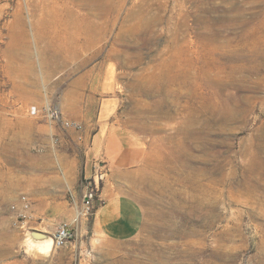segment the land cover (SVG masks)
Returning <instances> with one entry per match:
<instances>
[{"label": "rangeland", "instance_id": "rangeland-1", "mask_svg": "<svg viewBox=\"0 0 264 264\" xmlns=\"http://www.w3.org/2000/svg\"><path fill=\"white\" fill-rule=\"evenodd\" d=\"M35 1L0 0V264H264V0H101L89 29L65 16L79 0ZM97 162L141 206L125 243L75 221Z\"/></svg>", "mask_w": 264, "mask_h": 264}, {"label": "crops", "instance_id": "crops-1", "mask_svg": "<svg viewBox=\"0 0 264 264\" xmlns=\"http://www.w3.org/2000/svg\"><path fill=\"white\" fill-rule=\"evenodd\" d=\"M111 144L115 145L110 140L106 141L101 135L96 136L89 150L91 159L105 157L111 152V148L114 147ZM120 154L122 161L132 160V153L129 150L122 151ZM127 155L131 158L127 159ZM113 170L114 177L119 175L122 177L123 175L121 174L128 172L117 168L115 165ZM118 173L119 175H117ZM110 183L102 187L101 198L96 202L92 216V228L102 234L105 239L121 244L133 239L138 233L142 209L137 199L130 192L118 187L113 189Z\"/></svg>", "mask_w": 264, "mask_h": 264}, {"label": "built area", "instance_id": "built-area-1", "mask_svg": "<svg viewBox=\"0 0 264 264\" xmlns=\"http://www.w3.org/2000/svg\"><path fill=\"white\" fill-rule=\"evenodd\" d=\"M37 106L30 105L26 108V113L29 116H37L41 113L52 126H61L63 128L80 129V124L65 119L61 112L49 105L42 108L39 112ZM107 171L105 164L97 162L93 165L92 173L89 177L84 178L81 190V206L76 210L78 215L75 216V221L82 218H88L94 213L96 202L100 200L102 184L106 178ZM15 209V206H12ZM29 209V202L26 197L20 198V211L25 212ZM21 215V214H20ZM74 236V232L67 225H62L58 228L53 237L54 247L60 248L65 246Z\"/></svg>", "mask_w": 264, "mask_h": 264}, {"label": "bare ground", "instance_id": "bare-ground-1", "mask_svg": "<svg viewBox=\"0 0 264 264\" xmlns=\"http://www.w3.org/2000/svg\"><path fill=\"white\" fill-rule=\"evenodd\" d=\"M79 1L80 2L77 6L79 8L80 7L83 8L84 12L81 14H78V15H76L77 12L73 9L74 5L67 6L68 2H66L67 4L63 5V6H65L64 8L66 9L65 10V12H66L65 16H67L68 18H71L70 20L74 25L81 24L83 27H85L84 29H89L93 25V22L91 19L92 15L97 16L99 18H104L108 14V12L103 8V4H102L101 0H79ZM96 1H98L97 6L95 5ZM35 2H37V1H35ZM38 2L41 3V0ZM38 8L40 9L39 11H41L40 14H42L43 10L40 8V6H38ZM72 16H74V17H72ZM149 20L151 21V19H148V21ZM86 44L89 45L88 43H86ZM169 67H170V65H169ZM159 76L164 77V76H166V74H164L163 72H160ZM176 77L177 76H174L173 79L174 78L176 79ZM183 84L186 85V83H183ZM148 93H150V92L148 91ZM164 113H167V112H164ZM197 121L198 120L193 119V122H197ZM190 134H191V136H190ZM195 136H197V138H198V132L197 131H194L193 133H191L189 131V137L190 138L192 137L193 139H195ZM257 152H258V150L255 151V153H257ZM254 166L259 171V173L264 171V162H260V163L255 162ZM215 183H216V181H215ZM76 215H78V213H76ZM32 246L34 248L36 247L34 252H36L37 254L44 255V256L49 255L54 250L53 237L48 236V235H38V242H36V243L32 242Z\"/></svg>", "mask_w": 264, "mask_h": 264}]
</instances>
